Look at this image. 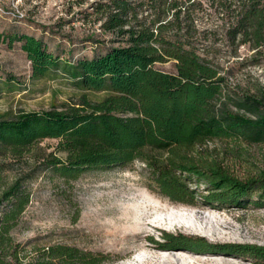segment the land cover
Masks as SVG:
<instances>
[{"label":"trees","instance_id":"1","mask_svg":"<svg viewBox=\"0 0 264 264\" xmlns=\"http://www.w3.org/2000/svg\"><path fill=\"white\" fill-rule=\"evenodd\" d=\"M212 1L228 17L226 34L236 43L235 50L248 44L260 53L264 0ZM193 4L192 0L98 1L91 14L99 16L104 31L122 37L124 43L77 60L54 54L34 35L0 34V41L9 45L21 42L33 79L66 78L80 92L78 103L1 117L0 152L7 148L19 157L35 143L55 139V152L45 156L44 165L62 177L140 161L148 170L149 188L172 201L193 205L200 199L218 209L263 202L264 172L241 179L222 163L202 162L191 155L196 145L213 139L264 142V96H237L236 110L226 102L217 104L226 78L193 40L197 34ZM169 61L174 63L173 72L156 66ZM12 83L0 79V94L12 91ZM98 92L104 93L100 99L89 97ZM28 203L29 194L19 180L0 196V264L110 262L108 255L67 244L26 251L12 229ZM161 238L155 242L161 250L224 252L264 261V245L214 244L165 231Z\"/></svg>","mask_w":264,"mask_h":264},{"label":"rangeland","instance_id":"2","mask_svg":"<svg viewBox=\"0 0 264 264\" xmlns=\"http://www.w3.org/2000/svg\"><path fill=\"white\" fill-rule=\"evenodd\" d=\"M77 1L0 0V34L34 35L54 54L73 60L124 43L122 37L104 31L99 16L91 14L92 4L103 0H85L82 5H76ZM192 1L197 30L193 40L226 78L217 104L226 102L236 110L235 97L264 96V47L257 54L248 44L235 50L236 43L226 34L228 17L215 2ZM156 66L175 71L172 61ZM31 75V62L21 42L0 41V79L13 82L12 91L0 94V118L79 102L80 92L66 78L33 79ZM103 95L90 93L89 97ZM56 144L55 139H44L19 157L7 148L0 152V196L15 180L29 194V203L12 229L16 241L29 253L67 244L108 255L111 260L106 264H264L240 254L161 250L155 243L163 241L165 231L214 244L264 245V201L224 209L206 206L200 199L193 205L175 202L149 188L148 170L140 161L62 177L44 165ZM191 155L202 162L222 163L241 179L264 172V142L241 137L213 139L196 145Z\"/></svg>","mask_w":264,"mask_h":264},{"label":"bare ground","instance_id":"3","mask_svg":"<svg viewBox=\"0 0 264 264\" xmlns=\"http://www.w3.org/2000/svg\"><path fill=\"white\" fill-rule=\"evenodd\" d=\"M146 217V216H145Z\"/></svg>","mask_w":264,"mask_h":264}]
</instances>
